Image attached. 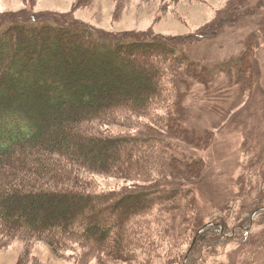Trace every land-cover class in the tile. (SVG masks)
I'll list each match as a JSON object with an SVG mask.
<instances>
[{
    "label": "trees",
    "instance_id": "trees-1",
    "mask_svg": "<svg viewBox=\"0 0 264 264\" xmlns=\"http://www.w3.org/2000/svg\"><path fill=\"white\" fill-rule=\"evenodd\" d=\"M192 37L111 32L62 15L0 17V216L8 226L59 248L81 239L114 261L137 258L142 242L131 224L157 206L170 208L179 191L159 188L164 179L128 193L66 185L81 167L146 182H155L157 167L166 172L154 127L111 135L89 124L123 112L151 118L169 102V87L181 98L186 73L210 74L186 53ZM174 120L167 126L183 131ZM220 223L198 230L182 264H197L202 237L226 238L230 227Z\"/></svg>",
    "mask_w": 264,
    "mask_h": 264
},
{
    "label": "rangeland",
    "instance_id": "rangeland-1",
    "mask_svg": "<svg viewBox=\"0 0 264 264\" xmlns=\"http://www.w3.org/2000/svg\"><path fill=\"white\" fill-rule=\"evenodd\" d=\"M30 12L111 32L193 36L186 53L211 72L186 73L181 98L172 85L169 102L151 118L123 112L116 121L89 124L111 135L154 127L163 139L157 150L170 164L165 173L157 167L155 182L81 167L66 185L128 193L164 179L157 188L179 191L170 208L157 206L131 224L142 242L136 259L114 261L81 239L59 248L18 234L0 216V264L188 263L198 230L219 222L230 227L226 238L202 237L197 264H264V0H0V17ZM175 118L185 131L167 126Z\"/></svg>",
    "mask_w": 264,
    "mask_h": 264
}]
</instances>
